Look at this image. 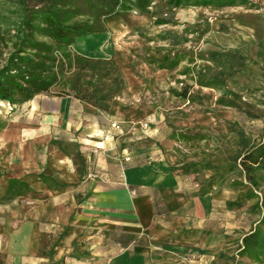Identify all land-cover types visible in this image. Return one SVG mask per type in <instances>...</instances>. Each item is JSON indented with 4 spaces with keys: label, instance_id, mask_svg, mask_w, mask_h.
Listing matches in <instances>:
<instances>
[{
    "label": "rangeland",
    "instance_id": "obj_1",
    "mask_svg": "<svg viewBox=\"0 0 264 264\" xmlns=\"http://www.w3.org/2000/svg\"><path fill=\"white\" fill-rule=\"evenodd\" d=\"M71 3L83 14L75 20L103 30L84 38V48L122 49V62L84 60L77 41L59 44L40 22L35 30L25 25L24 0H0V264H54L44 261L47 246L61 236L44 235L36 213L54 199L44 192L58 186L20 155L27 105L39 95L73 97L109 114L126 127L119 136L138 137L139 146L119 138L126 151L132 144L140 160L163 159L174 175L189 177L190 190L173 197L171 209L188 232L199 227L200 238L169 264H264L257 247L264 243V169L251 180L241 164L264 141V0H120L104 18ZM37 11L31 15L41 21ZM28 38L52 54L27 55ZM44 81L50 88L27 100L30 84ZM162 202L158 214L170 220Z\"/></svg>",
    "mask_w": 264,
    "mask_h": 264
},
{
    "label": "crops",
    "instance_id": "obj_2",
    "mask_svg": "<svg viewBox=\"0 0 264 264\" xmlns=\"http://www.w3.org/2000/svg\"><path fill=\"white\" fill-rule=\"evenodd\" d=\"M78 44L77 40L75 50L82 56H115L122 62V49H81ZM26 115L23 162L59 188L44 192L54 199L44 201L36 212L44 235L61 234L50 249L47 246L50 252L44 261L169 264L198 242L199 227L188 232L185 217L171 209L172 198L190 190L189 177L174 175L163 159L156 163L140 160L132 144L126 151L119 138L126 145L139 146L138 137L119 136L127 131L121 122L69 96H36L27 105ZM113 121L118 129L111 127ZM32 146L38 147V155ZM126 156L130 158L127 163ZM92 174L97 175L95 180H89ZM157 200L171 209L170 220L158 214Z\"/></svg>",
    "mask_w": 264,
    "mask_h": 264
},
{
    "label": "trees",
    "instance_id": "obj_3",
    "mask_svg": "<svg viewBox=\"0 0 264 264\" xmlns=\"http://www.w3.org/2000/svg\"><path fill=\"white\" fill-rule=\"evenodd\" d=\"M71 1L73 0H24V23L25 25L29 26L30 29L35 30V22H40L45 26L44 31L51 40L64 45H73L76 43L77 40L81 39V37L87 35L103 33V30L93 31L91 29H88L87 24H85L84 22L75 20L74 18L76 16H80L82 12L77 7L73 9L71 7ZM78 1H82L86 5L87 9H92V11L97 12L99 18L109 17L115 14L116 9L118 8L120 3V0ZM31 4L33 5L31 6ZM32 9L38 10L36 13L41 14V21L38 20V17H33L31 15ZM67 15H70L68 19L65 18ZM27 42L32 43H30V48L27 49L28 52L23 53H26L29 56L38 53L47 55L52 54L53 49H40L41 43H38L34 39L28 38ZM81 57L84 58V60L86 61L93 60L87 57ZM19 60H21V62L23 61L24 64L29 65V60L31 59L19 58ZM2 76H4V73H2ZM30 85L31 86L29 87V89H26L27 100L41 93V91H47L50 88V83L45 81L38 84L36 83ZM31 87L33 88V91H30ZM2 98L7 99L6 97ZM241 162L246 172L253 177L251 180H254V176L258 172V170L264 169V141L262 142V144L255 146L253 149L247 152L243 156ZM257 247L261 250H264V243H260Z\"/></svg>",
    "mask_w": 264,
    "mask_h": 264
},
{
    "label": "bare ground",
    "instance_id": "obj_4",
    "mask_svg": "<svg viewBox=\"0 0 264 264\" xmlns=\"http://www.w3.org/2000/svg\"><path fill=\"white\" fill-rule=\"evenodd\" d=\"M85 43H86V40L84 38L79 39V44H78L79 46L78 47H80L81 49H86V48H84Z\"/></svg>",
    "mask_w": 264,
    "mask_h": 264
},
{
    "label": "built area",
    "instance_id": "obj_5",
    "mask_svg": "<svg viewBox=\"0 0 264 264\" xmlns=\"http://www.w3.org/2000/svg\"><path fill=\"white\" fill-rule=\"evenodd\" d=\"M89 178L95 179V178H97V175L96 174H92V175L89 176Z\"/></svg>",
    "mask_w": 264,
    "mask_h": 264
}]
</instances>
